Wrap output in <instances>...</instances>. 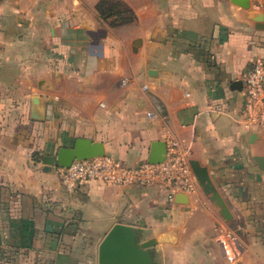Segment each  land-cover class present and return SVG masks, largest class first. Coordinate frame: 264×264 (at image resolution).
I'll return each mask as SVG.
<instances>
[{"label": "crops", "instance_id": "crops-1", "mask_svg": "<svg viewBox=\"0 0 264 264\" xmlns=\"http://www.w3.org/2000/svg\"><path fill=\"white\" fill-rule=\"evenodd\" d=\"M106 1L0 0V264H98L116 222L155 241L153 264H264V126L231 87L264 29L231 0ZM77 137L129 165L178 140L231 218L198 184L65 187L43 159Z\"/></svg>", "mask_w": 264, "mask_h": 264}, {"label": "built area", "instance_id": "built-area-1", "mask_svg": "<svg viewBox=\"0 0 264 264\" xmlns=\"http://www.w3.org/2000/svg\"><path fill=\"white\" fill-rule=\"evenodd\" d=\"M256 4L259 0H250ZM243 105L239 115L243 125L264 126V58L251 61L241 74ZM152 119L155 114L148 112ZM164 159L159 163L143 161L129 165L111 156L102 155L74 160L67 167H57L65 187L74 188L88 180H97L110 185H149L158 183L165 189L167 198L175 194L191 193L197 188L196 178L191 170L189 158L178 140L169 138Z\"/></svg>", "mask_w": 264, "mask_h": 264}, {"label": "water", "instance_id": "water-1", "mask_svg": "<svg viewBox=\"0 0 264 264\" xmlns=\"http://www.w3.org/2000/svg\"><path fill=\"white\" fill-rule=\"evenodd\" d=\"M233 3L246 9L247 17L254 21L257 29H264V12L251 6L250 0H231ZM231 87L241 90L242 81L234 80ZM166 145L163 141H153L150 144L146 161L159 163L165 157ZM105 155V147L101 141L86 137L75 138L71 146L59 147L53 155L44 156L47 167L67 168L72 161L82 160L95 156ZM259 167H264L262 157H256ZM191 170L197 184L209 194V198L219 207L221 215L225 219L231 218V214L221 195L212 183L208 170L196 160L189 161ZM179 193L177 197H184ZM142 229L116 222L107 231L98 246V264H153L152 253L155 241L143 239Z\"/></svg>", "mask_w": 264, "mask_h": 264}, {"label": "trees", "instance_id": "trees-1", "mask_svg": "<svg viewBox=\"0 0 264 264\" xmlns=\"http://www.w3.org/2000/svg\"><path fill=\"white\" fill-rule=\"evenodd\" d=\"M108 1L103 0V3H107ZM122 12L121 9H119L117 6H109L107 11L104 13L106 16L112 15V14H117L119 15Z\"/></svg>", "mask_w": 264, "mask_h": 264}, {"label": "rangeland", "instance_id": "rangeland-1", "mask_svg": "<svg viewBox=\"0 0 264 264\" xmlns=\"http://www.w3.org/2000/svg\"><path fill=\"white\" fill-rule=\"evenodd\" d=\"M56 167H57V165H56Z\"/></svg>", "mask_w": 264, "mask_h": 264}]
</instances>
